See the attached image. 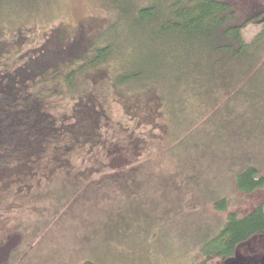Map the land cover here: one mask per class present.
I'll return each instance as SVG.
<instances>
[{"label": "trees", "instance_id": "trees-1", "mask_svg": "<svg viewBox=\"0 0 264 264\" xmlns=\"http://www.w3.org/2000/svg\"><path fill=\"white\" fill-rule=\"evenodd\" d=\"M43 1L0 0V6L18 10L28 19L24 21L47 24L48 20L49 24L56 15H45V10L41 14V8L35 14ZM138 1L101 0L108 20L81 22L75 33L61 25L45 33L68 47L63 60L34 71L30 67L34 53L21 50L23 62L13 70L0 68L2 234L20 232L11 230L10 223L24 222L42 202L33 200L37 196L53 194L55 205L58 201L62 208L68 207L71 201L60 188L55 193L54 182L59 185L64 171L73 175L76 163L106 154L108 160L116 157L111 160L116 161L114 165L129 167L135 162L129 160L131 151L137 149L141 155L137 143L131 151L124 150L128 139L139 141L133 135L115 150H110L108 138H100L101 128L109 125L104 118H109L107 110L113 102L126 120L139 124L133 130L144 126L155 133L168 131L177 137L171 140L177 146L203 126L221 127L225 108L239 101L243 90L255 84L264 70V0H154L145 5ZM248 28L254 30L250 40L245 33ZM187 103L189 107L196 104L193 111ZM179 115L186 126L184 119L178 126L171 122ZM182 125L185 129L179 135ZM93 175L76 173L72 181ZM236 182L245 194L264 188V176L253 165L238 172ZM226 207V199L217 201V209ZM255 240L256 246L241 257V248L248 249ZM201 252L200 264L215 260L264 264V203L247 214L229 215Z\"/></svg>", "mask_w": 264, "mask_h": 264}, {"label": "rangeland", "instance_id": "rangeland-1", "mask_svg": "<svg viewBox=\"0 0 264 264\" xmlns=\"http://www.w3.org/2000/svg\"><path fill=\"white\" fill-rule=\"evenodd\" d=\"M152 1L139 0L138 4ZM100 2L44 0L33 13L41 8V14L45 10V15H56L54 22L49 18V24L48 20L47 24L36 19L24 21L18 10H9L2 4L1 70H13L23 62L21 50L34 53L30 66L34 71L49 62L63 60L68 47L44 34H50L58 25L75 33L81 22L108 20ZM245 33L250 40L254 30L248 28ZM242 96L232 102L231 110L225 108L220 116L224 121L221 127L203 126L177 146L171 141L177 137L170 136L167 130L155 133L144 126L133 130L139 124L126 120L113 102L107 110L109 118H104L109 125L101 128L100 138H108L110 150H115L124 138L133 135L139 141L128 139L124 150L131 151L137 143L141 155L133 149L129 160L135 162L129 167L125 163L114 165L116 161L111 160L116 157L108 160L102 154L76 163L71 169L73 175L62 171L59 185L54 182L55 193L60 188L71 203L65 208L58 201L55 205L53 194L48 193L34 198L42 202L30 215L26 213L24 222L10 223L11 230L23 233V242L8 264H83L87 260L96 264H200L204 259L202 248L222 229L229 215L247 214L264 203V188L245 194L236 182L238 172L249 165L257 167L264 176V70L256 76L255 84L243 90ZM195 105L189 107L187 103L186 107L191 112ZM249 107L256 108V112ZM172 111L177 115L176 106ZM231 111L233 114L224 118ZM182 119L185 121L180 115L174 116L171 122L178 126ZM178 128L180 135L185 127ZM76 173L95 175L73 182ZM223 198L227 207L219 210L216 203ZM10 234L0 232V245ZM254 246L256 240L248 249L242 247L240 256ZM210 264L229 263L215 260Z\"/></svg>", "mask_w": 264, "mask_h": 264}, {"label": "water", "instance_id": "water-1", "mask_svg": "<svg viewBox=\"0 0 264 264\" xmlns=\"http://www.w3.org/2000/svg\"><path fill=\"white\" fill-rule=\"evenodd\" d=\"M22 241V234L15 233L12 234L3 244L0 245V264L9 263L13 252L18 249Z\"/></svg>", "mask_w": 264, "mask_h": 264}]
</instances>
